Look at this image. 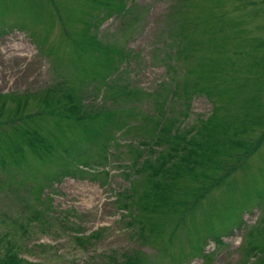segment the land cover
Instances as JSON below:
<instances>
[{"label":"rangeland","instance_id":"rangeland-1","mask_svg":"<svg viewBox=\"0 0 264 264\" xmlns=\"http://www.w3.org/2000/svg\"><path fill=\"white\" fill-rule=\"evenodd\" d=\"M14 39L0 264H264V0H0Z\"/></svg>","mask_w":264,"mask_h":264},{"label":"trees","instance_id":"trees-1","mask_svg":"<svg viewBox=\"0 0 264 264\" xmlns=\"http://www.w3.org/2000/svg\"><path fill=\"white\" fill-rule=\"evenodd\" d=\"M128 94H130V92H128ZM75 98H76V100H77V103L76 104H72L71 103V106H70V108H73V110H74V108L75 109H79V111L80 110H82V108H83V106H82V99H83V97L82 96H79V99H78V97L77 96H74ZM84 110H87V109H83L81 112H83ZM80 113V112H79ZM96 114H98V113H96ZM110 113H106V116H108ZM100 115V114H99ZM161 129H159V131H158V129L156 130V131H158L159 133L161 132V133H163V132H168V130L169 129H167L165 126H163V127H160ZM164 134V133H163ZM179 139H181V140H179ZM181 141H183V142H185L186 144H191L192 143V140H189V141H187L186 142V140H185V138L183 137H181L180 138V136H177L176 135V137H172V139H167L166 138V141L165 140H163V143H169V144H171L172 146H173V150H174V152H173V154H170L169 155V158H170V156L172 157V156H174V157H176V153H178V152H180V151H182V150H186V148H187V146H184L183 145V143L181 142ZM165 165H167V161H165L164 160V162H163V168L165 167ZM63 174H73L72 172H64ZM125 207L127 206V205H124ZM127 208H128V206H127ZM126 208V209H127Z\"/></svg>","mask_w":264,"mask_h":264},{"label":"bare ground","instance_id":"bare-ground-1","mask_svg":"<svg viewBox=\"0 0 264 264\" xmlns=\"http://www.w3.org/2000/svg\"><path fill=\"white\" fill-rule=\"evenodd\" d=\"M25 48H26V46L24 44L18 43L17 40H15V39L11 42H7L5 48L0 53L1 63H4L11 58H15L16 56L19 55L20 52L24 51ZM21 58H23V57H21ZM94 201H95L94 196H89V197L85 198V203L93 204Z\"/></svg>","mask_w":264,"mask_h":264}]
</instances>
